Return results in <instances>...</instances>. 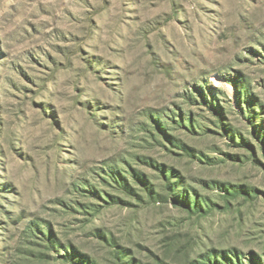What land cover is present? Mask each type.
Here are the masks:
<instances>
[{"label":"rangeland","instance_id":"1","mask_svg":"<svg viewBox=\"0 0 264 264\" xmlns=\"http://www.w3.org/2000/svg\"><path fill=\"white\" fill-rule=\"evenodd\" d=\"M0 264H264V0H0Z\"/></svg>","mask_w":264,"mask_h":264}]
</instances>
